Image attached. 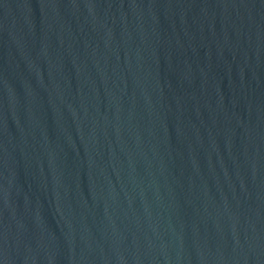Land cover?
I'll return each instance as SVG.
<instances>
[{
  "label": "water",
  "instance_id": "obj_1",
  "mask_svg": "<svg viewBox=\"0 0 264 264\" xmlns=\"http://www.w3.org/2000/svg\"><path fill=\"white\" fill-rule=\"evenodd\" d=\"M0 264H264V0H0Z\"/></svg>",
  "mask_w": 264,
  "mask_h": 264
}]
</instances>
